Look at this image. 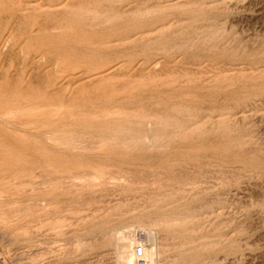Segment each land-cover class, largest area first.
Wrapping results in <instances>:
<instances>
[{
	"label": "rangeland",
	"instance_id": "obj_1",
	"mask_svg": "<svg viewBox=\"0 0 264 264\" xmlns=\"http://www.w3.org/2000/svg\"><path fill=\"white\" fill-rule=\"evenodd\" d=\"M264 264V0H0V264Z\"/></svg>",
	"mask_w": 264,
	"mask_h": 264
},
{
	"label": "bare ground",
	"instance_id": "obj_2",
	"mask_svg": "<svg viewBox=\"0 0 264 264\" xmlns=\"http://www.w3.org/2000/svg\"><path fill=\"white\" fill-rule=\"evenodd\" d=\"M140 232L146 233L148 239H150V246L147 252L149 261L151 264H159L162 239H160L159 234L154 228H148L142 231H137L134 228H126L117 232L116 250L120 264H134L132 255L136 244V237Z\"/></svg>",
	"mask_w": 264,
	"mask_h": 264
},
{
	"label": "built area",
	"instance_id": "obj_3",
	"mask_svg": "<svg viewBox=\"0 0 264 264\" xmlns=\"http://www.w3.org/2000/svg\"><path fill=\"white\" fill-rule=\"evenodd\" d=\"M149 246L150 239H148L146 233L140 232L136 237V244L132 255L134 264H151L147 256Z\"/></svg>",
	"mask_w": 264,
	"mask_h": 264
}]
</instances>
